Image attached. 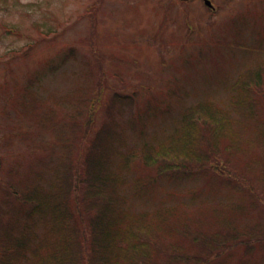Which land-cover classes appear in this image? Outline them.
<instances>
[{"label":"rangeland","instance_id":"1","mask_svg":"<svg viewBox=\"0 0 264 264\" xmlns=\"http://www.w3.org/2000/svg\"><path fill=\"white\" fill-rule=\"evenodd\" d=\"M210 1L212 8L203 0H0V206L17 200L4 189L20 191L46 167L50 148L62 145L56 137L78 160L115 92L135 98L115 114L137 121L122 131L129 148L164 144L186 109L211 102L231 110L237 133L217 141L228 159L220 166L226 176L199 168L194 178H161L144 196H132V206L136 212L175 206L178 227L244 237L243 227L260 220L251 204L264 191V141L252 143L264 107L254 116L231 109L230 87L264 62V0ZM262 88V95L252 93L260 102ZM140 169L135 174L143 178L148 169ZM210 259L264 264V248L246 252L229 240Z\"/></svg>","mask_w":264,"mask_h":264},{"label":"trees","instance_id":"2","mask_svg":"<svg viewBox=\"0 0 264 264\" xmlns=\"http://www.w3.org/2000/svg\"><path fill=\"white\" fill-rule=\"evenodd\" d=\"M67 48L71 54L73 49ZM262 87L264 62L245 70L231 85V109L254 116L264 101L255 100L252 93L262 95ZM108 100L107 119L78 160L66 139L56 137L62 145L50 148L49 161L35 172L36 179L18 192L4 189L17 200L0 206V264H207L229 240L243 244L246 252L256 244L264 248V191L255 190L251 204L260 220L245 225L248 231L242 238L233 232L227 237L201 236L190 224L178 227L175 206L153 212H136L132 206V196H144L161 178L181 181L211 168L225 174L220 166L228 159L218 152L217 141L236 137L231 110L199 102L181 114L180 126L164 144L129 148L125 133L134 130L137 121L133 116L126 122L116 120L115 114H123L122 107L135 98L115 92ZM260 126L252 145L264 141V125ZM231 142L233 150L238 147ZM142 165L148 169L143 178L135 174ZM238 209L248 214L244 205Z\"/></svg>","mask_w":264,"mask_h":264}]
</instances>
